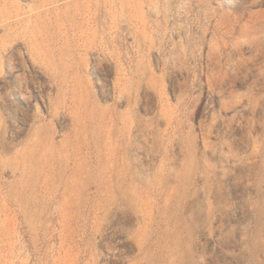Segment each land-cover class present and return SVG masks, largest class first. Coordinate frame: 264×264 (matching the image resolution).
<instances>
[{"label": "rangeland", "instance_id": "rangeland-1", "mask_svg": "<svg viewBox=\"0 0 264 264\" xmlns=\"http://www.w3.org/2000/svg\"><path fill=\"white\" fill-rule=\"evenodd\" d=\"M0 264H264V0H0Z\"/></svg>", "mask_w": 264, "mask_h": 264}, {"label": "bare ground", "instance_id": "bare-ground-1", "mask_svg": "<svg viewBox=\"0 0 264 264\" xmlns=\"http://www.w3.org/2000/svg\"><path fill=\"white\" fill-rule=\"evenodd\" d=\"M18 56H20L22 58V60L26 63L25 55L23 54V52L21 50H18L17 58H18ZM14 62H15V56L13 53V54H11V56L9 58V63H10V66L12 67V69H14V67H13ZM29 83H30L29 79H23L20 81V87L23 90V92L25 89L29 88Z\"/></svg>", "mask_w": 264, "mask_h": 264}]
</instances>
